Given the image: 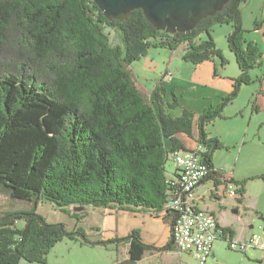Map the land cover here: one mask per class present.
Returning <instances> with one entry per match:
<instances>
[{
  "label": "trees",
  "instance_id": "trees-1",
  "mask_svg": "<svg viewBox=\"0 0 264 264\" xmlns=\"http://www.w3.org/2000/svg\"><path fill=\"white\" fill-rule=\"evenodd\" d=\"M246 2L229 0L191 32L171 35L141 9L111 22L93 0H0V195L33 205L0 215V264H48L57 243L78 238L89 246L114 245L126 252L124 264H139L154 250L173 251V239L155 248L139 230L91 242L81 228L69 232L48 223L38 205L51 203L66 214L73 205L142 211L173 230L178 213L166 210L167 164L178 151L201 148L210 169L206 180L236 185L238 202H244L247 182H227L215 168L214 157L225 146L207 128L224 118L244 85L264 81L251 75L262 67V55L244 38L240 8ZM228 24L233 31L227 41L240 71L231 94L215 109L173 117L169 112L179 107L178 99L169 104L158 92L153 99L133 64L155 48L194 65L214 59L225 65L210 36L214 26ZM223 232L229 238L234 233Z\"/></svg>",
  "mask_w": 264,
  "mask_h": 264
},
{
  "label": "rangeland",
  "instance_id": "rangeland-1",
  "mask_svg": "<svg viewBox=\"0 0 264 264\" xmlns=\"http://www.w3.org/2000/svg\"><path fill=\"white\" fill-rule=\"evenodd\" d=\"M240 10L243 17L242 25L246 31L244 38L247 42L257 44L262 55V67L255 69L251 75L254 79L262 78L264 76V0H247ZM232 31V24L216 25L211 31L210 37L226 64L223 65L220 59H214L218 65L220 78L213 82L208 73L210 65L205 64L199 68L202 76L201 83L206 86L203 90H205L207 100L203 97L202 102L195 106L193 111L195 113L202 114L205 109H215L218 106L215 98L218 94L215 90H218L219 95L222 94L221 91H227L229 88V82L239 76V65L227 41V36ZM201 39L206 40L207 36L203 35ZM169 53L170 51L165 49L153 48L149 50L147 58L133 64L140 83L151 91L152 95L155 91L154 80L161 77L171 60V53ZM174 55L171 64L173 73L170 71L167 73H172L178 80L182 77L191 80L193 71H186L182 56L176 53ZM178 80L174 82L178 84ZM261 91H264V86L259 81L249 86L244 85L239 97L226 108L224 118L207 128L210 136L218 138L225 146V149L218 151L214 157L216 166L224 174L231 175L234 181L247 182L245 208L241 206L239 209L236 208L237 203H233L230 199L221 203L214 197L212 203L220 211L225 210L226 222L235 230L245 232V235H251L259 225L264 224V101L262 100L264 94ZM223 94L226 95V92ZM197 96L200 98L202 95H198L194 87L182 86V89L177 90V95H170L171 104L174 98H178L181 102L179 108L170 113L173 116L181 115L184 107H190L197 102L195 99ZM152 98L154 99V96ZM183 140L187 147H194L186 137H183ZM175 170V164L169 159L167 175L170 176ZM256 177L263 179L257 180ZM210 187L206 189V192H214ZM236 188L237 186L232 184L231 189ZM32 208L33 205L29 202L0 195V215L8 211H30ZM69 211L70 213H63L51 203L43 202L38 205V213L44 216L48 223L63 225L69 232H75L81 228L91 242H107L116 235L120 238L126 237V232L132 227L128 223V218L133 215L131 212L75 205L71 206ZM72 215L80 217L81 220H76ZM158 223V220L148 222L149 233L145 235V238L149 241V238L157 236L159 244L166 245L165 235L168 227L164 226L161 230ZM23 226V223H19L17 227L22 228ZM229 248V243L225 239H219L213 247V259L208 264H264V257L253 256V251L240 253ZM157 253L155 252L156 255L153 257L148 255L144 264H183L186 261V257H182L179 252L178 256H167L166 253L158 255ZM259 258L262 260H258ZM124 260H126V252L120 254L114 245L89 246L82 238H78L76 242L65 239L62 243H57L47 257L48 264H124ZM22 264L28 263L22 262Z\"/></svg>",
  "mask_w": 264,
  "mask_h": 264
},
{
  "label": "built area",
  "instance_id": "built-area-1",
  "mask_svg": "<svg viewBox=\"0 0 264 264\" xmlns=\"http://www.w3.org/2000/svg\"><path fill=\"white\" fill-rule=\"evenodd\" d=\"M165 76L169 82L174 79L170 72ZM201 152L200 148L178 151L170 155L176 171L170 178L171 191L166 210L178 213L172 239L179 254L186 257L183 264H208L213 259V247L219 239H225L232 251L264 253V224L259 225L246 240L240 241L225 237L216 216L199 207L196 192L210 172ZM226 184L230 189L229 196L237 199L239 197L237 188L232 190V184Z\"/></svg>",
  "mask_w": 264,
  "mask_h": 264
},
{
  "label": "crops",
  "instance_id": "crops-1",
  "mask_svg": "<svg viewBox=\"0 0 264 264\" xmlns=\"http://www.w3.org/2000/svg\"><path fill=\"white\" fill-rule=\"evenodd\" d=\"M170 54V53H169ZM174 54H170V57H171V60L169 61V64L166 65L163 73L161 74V77L154 80V84H155V91H154V94H156L157 92L158 93H165V98H166V101L169 102V104H171V99H170V95L173 94V96L177 95V90L178 89H182V86H188V87H194L195 88V91L198 93V95H202L200 96V98L197 96L195 99L197 100V102H194L192 106L190 107H184V110H182V113L183 111L185 110H190V111H194L195 109V106L198 105V103H201L202 102V99L204 97L205 100H207V98L205 97L206 93H205V89L206 86L203 85L201 83V75H200V70L199 68L204 66L205 64L207 65H210L208 66L209 67V76L211 77V82H213L214 80L217 81L218 78H220V76L218 75V68H217V64L214 62V61H210V62H206L205 64L203 65H194V64H191V63H187L185 62V60L182 58V62L184 63V67L186 69V71L188 72H191L193 71V75H192V79L191 80H188V79H185V77H182L180 80H178L175 76H174V79L172 81H167L166 78H165V75L168 71L172 72V59ZM148 57V56H147ZM146 57V58H147ZM177 57V56H175ZM144 59V58H143ZM142 61V60H141ZM140 61V62H141ZM139 62V61H138ZM173 73V72H172ZM239 75H240V71H239ZM239 77V76H238ZM174 80H178V84L176 82H174ZM156 81L157 84H156ZM233 82H229L230 86L229 88L227 89V91H221L222 94L219 95L218 93V90H215L216 94H218L217 96H215L216 100L218 101V105L221 103L222 101V96L226 97L228 96L229 94H231L232 90H233ZM263 86H264V81L263 83H261ZM196 85V86H194ZM224 92H226V95L223 94ZM261 93L264 94V91ZM153 94V95H154ZM152 95V96H153ZM178 99V98H177ZM262 100L264 101V95H263V98ZM178 102L179 104L181 103L180 100L178 99ZM180 106V105H179ZM179 108V107H178ZM206 108V107H205ZM207 111L206 109L202 112H205ZM171 112V111H170ZM169 112V113H170ZM201 112V113H202ZM171 114V113H170ZM172 115V114H171ZM173 116V115H172ZM180 116V115H179ZM173 117H178V116H173ZM214 166L216 169H219L215 162H214ZM176 171V170H175ZM174 171V172H175ZM173 172V173H174ZM172 173V174H173ZM171 174V175H172ZM171 175L169 176V179L171 178ZM225 176V179H227V181H230V180H233L231 178V175H227V174H224ZM211 186L210 188H212V190H214V192H211L208 193L206 192V189ZM229 188L227 186L226 183L224 184H218L216 185L215 181L212 180V179H207L204 181V183L202 184V186H200L198 189H197V197L199 198V202H198V205L201 209H205V210H208L210 211L212 214H214L216 216V219L218 220L219 222V225L221 226V228L223 229H230L232 230L234 233L232 235V238L234 239H237V240H240V241H244L248 238L249 234L245 235L244 233L245 232H240L238 230H235L231 225H229L226 220H225V210L224 211H220L218 208L215 207V205L212 203L213 202V199L215 197L216 200L220 201L221 203L225 202V201H228V199H230L233 203H237L236 208L239 209V207L241 206L242 208H245V200L243 203H240L238 202V199H235V198H231L229 196ZM219 203V202H218ZM125 212H131L133 213L132 217H129L128 218V223L129 225H132L131 227V230H128L126 232V237L133 231V230H140L141 231V235H142V238H143V241L146 243V244H149V246H153L155 248H160L162 246H166L169 241L172 239V229L169 225H166L165 222L162 220V218H155V217H151L150 216V213H146V212H142V211H125ZM155 220H158V225L161 227V230L164 229V226L165 227H168V232L166 233V245H164V243L162 244H159V242L157 241L158 240V237L155 236V237H152V238H149V241L145 238V235H148V222H153ZM125 238V237H123ZM176 246V245H175ZM174 246L173 248V251L171 252H165L167 256H178V251L176 249V247ZM155 252H158L157 254L158 255H162V254H165L163 251H157V250H154V251H151V252H147L146 255H145V258L144 260H142L139 264H144L147 260V257L149 255V257H153L155 256L156 254H154ZM252 255L253 256H259V257H264V253L262 252H259V251H253L252 252ZM258 260H262V258H259Z\"/></svg>",
  "mask_w": 264,
  "mask_h": 264
},
{
  "label": "water",
  "instance_id": "water-1",
  "mask_svg": "<svg viewBox=\"0 0 264 264\" xmlns=\"http://www.w3.org/2000/svg\"><path fill=\"white\" fill-rule=\"evenodd\" d=\"M106 18L113 21L127 20L134 10L141 9L146 19L159 31L171 35L189 33L197 23L213 16L229 0H93Z\"/></svg>",
  "mask_w": 264,
  "mask_h": 264
},
{
  "label": "bare ground",
  "instance_id": "bare-ground-1",
  "mask_svg": "<svg viewBox=\"0 0 264 264\" xmlns=\"http://www.w3.org/2000/svg\"><path fill=\"white\" fill-rule=\"evenodd\" d=\"M166 207H167V205H166Z\"/></svg>",
  "mask_w": 264,
  "mask_h": 264
}]
</instances>
